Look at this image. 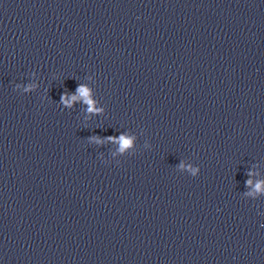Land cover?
<instances>
[{"label":"clouds","instance_id":"1","mask_svg":"<svg viewBox=\"0 0 264 264\" xmlns=\"http://www.w3.org/2000/svg\"><path fill=\"white\" fill-rule=\"evenodd\" d=\"M77 91H78L79 93H81L83 96H87V95H88L87 90L84 89V88L81 87V86H78V87H77ZM64 98H65V95H62V96H61V100L63 101ZM88 103H91V101H88ZM121 140L123 141V145H124V147H127V146L130 144V141H129L128 139H124L123 136H121ZM258 187H259V185H258Z\"/></svg>","mask_w":264,"mask_h":264}]
</instances>
